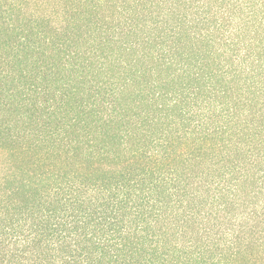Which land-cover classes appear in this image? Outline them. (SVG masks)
<instances>
[{
	"label": "trees",
	"instance_id": "1",
	"mask_svg": "<svg viewBox=\"0 0 264 264\" xmlns=\"http://www.w3.org/2000/svg\"><path fill=\"white\" fill-rule=\"evenodd\" d=\"M0 264H264V0H0Z\"/></svg>",
	"mask_w": 264,
	"mask_h": 264
}]
</instances>
